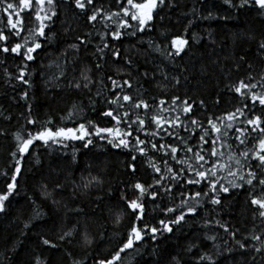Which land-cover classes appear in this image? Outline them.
Masks as SVG:
<instances>
[{
	"label": "trees",
	"instance_id": "16d2710c",
	"mask_svg": "<svg viewBox=\"0 0 264 264\" xmlns=\"http://www.w3.org/2000/svg\"><path fill=\"white\" fill-rule=\"evenodd\" d=\"M7 2L17 5L20 17L13 13V22L22 19L23 31L20 36L15 35L20 26L12 29L7 24L8 14L3 11L6 5L0 3V30L7 37L0 41V194L7 191L17 162L21 172L15 189L4 202V210L0 211V264H37V261L39 264H97L99 260L107 261L126 242L133 224L147 234L141 241H135L131 249L122 252L120 260L113 264H264V217L260 215L262 209L251 204L253 196L264 199L259 185L254 190L245 185L220 193V205L209 202L211 193L209 197L201 196L196 216H186L179 225H171L172 232L161 230L152 239L151 227L160 228V220L168 222L180 214L167 213L165 209L178 207L181 193L189 196L201 189L207 191L203 184L191 186L171 181L164 160H168L173 171H178L182 165L165 157L163 151L148 149L147 155H141L130 148H114L107 140L95 136L91 137L93 143L87 148L83 141H50L48 145L36 141L29 152L21 156L15 138L17 132L26 138L28 132L35 133L49 120L52 124L47 126L53 130L76 127L87 120L100 127H113L115 121L101 118V113L115 109L107 103L114 96L113 85L108 79L111 76L118 82L130 81L132 87L125 88V94L131 95L134 101L143 100L152 105L147 117L162 114L172 119L179 116L183 127H165L188 140L189 146L196 151L195 146L202 144L199 137L203 130L211 131L209 119L222 126L221 119L228 113L244 108L245 104L251 109L250 94L245 98L234 91L239 81L256 85L251 92L264 95V49L259 47L264 42V9L252 0L243 7L242 0H165L154 11V18L145 31H136V22L129 20L133 28L121 29L122 38L113 41L110 33L117 30V22L104 17L120 10L117 0H93L84 11L76 8L75 0H54L52 6L45 2V12L41 13L56 12L51 20L45 21L46 38L28 39V46L34 42L41 44V48L32 53L34 59L29 61L23 55L2 49L23 44L24 37L30 36L29 29L38 28L35 11L39 9L35 0L31 12L21 11L19 0ZM97 10V19L89 21L88 17ZM133 31L136 35L129 34ZM177 35L188 39L189 43L179 56L169 57L165 53L172 50L170 41ZM105 41L120 49V59L114 58L110 49H104L103 58H100L97 47H102ZM70 45H79V48ZM23 51L26 48H22ZM125 57L132 61L131 65L125 62ZM97 63L100 68L96 67ZM87 68L92 69L90 73L85 72L91 76L92 83L84 88L81 72ZM21 72L23 80L19 79ZM77 82L82 85L79 89L74 87ZM174 97L179 100L172 105ZM160 100L166 103L161 106ZM184 100L192 105L187 115L182 112ZM90 101L94 102L95 111ZM256 103L255 109H245L246 116L259 115L264 120V106ZM73 104L82 106L83 112L69 120L67 115ZM161 108H175V111L161 112ZM137 114L145 118L147 130L155 131L143 108L133 110L132 119ZM193 119L198 125L191 124ZM29 120L36 124H28ZM233 124L227 139L231 153L240 158L239 154L245 150L255 151L258 140L264 136L259 131L251 132L253 126L245 123L244 116H238ZM236 128L247 129L245 144L235 139ZM139 135L140 139L153 140L158 146L179 144L164 132L154 138L144 133ZM215 135L211 133V137ZM211 137H206L209 145H204L205 148H209ZM223 150L227 156L229 150ZM191 156L192 153L184 151L177 153L178 159ZM153 164L161 168V173L154 171ZM257 164L258 161L250 158L242 169L245 176L249 165L261 175L264 170L256 167ZM161 175L165 179L157 185ZM220 175L226 176V173ZM228 179L231 178L222 181L224 186H228ZM136 183L145 188L152 185L158 193L155 201L151 198L152 189L143 198L145 216L142 222L126 215L122 199L126 197L130 201L138 197L139 190L134 189ZM169 186L172 192L165 193L164 189ZM193 202L189 197V203ZM118 217H121L119 222ZM217 220L229 231L220 227ZM61 236L64 239H60ZM45 239L56 247L45 245L42 242ZM204 255L211 260H201Z\"/></svg>",
	"mask_w": 264,
	"mask_h": 264
},
{
	"label": "snow or ice",
	"instance_id": "6c2138e0",
	"mask_svg": "<svg viewBox=\"0 0 264 264\" xmlns=\"http://www.w3.org/2000/svg\"><path fill=\"white\" fill-rule=\"evenodd\" d=\"M45 2L49 6L54 4V0H35V5L39 9L35 11V20L39 21V26L35 31L29 29L30 36L24 37V43H17L11 49L8 47H4L2 50L4 52L11 51L12 53L23 55L27 60L31 61L34 59L32 53H34L37 49L41 48V44L39 42H34L32 46H28V39L32 38L35 41L37 36L45 37L46 33L45 29L47 24L45 21L51 20L53 16L56 15L55 11H52L51 15H42L41 13L45 12L44 5ZM165 0H126V3H122V0H117V3L121 4L119 11H113L111 13L105 14V19L107 20H116L117 22V30L110 33V37L113 41H119L124 33L121 29L133 28V25L129 22L135 21L136 31L143 32L146 30V26L149 25V22L153 20L154 11L161 5H163ZM249 0H242L241 6H245ZM0 3L5 4L6 6L3 8V11L8 14L7 24L11 26L12 29H17L18 25L20 26V30L15 32L16 36H20V32L23 31V20L18 19L16 23L13 22V13H15L16 17H20V11H16L17 5L14 3L7 2V0H0ZM252 3L258 5L261 9H264V0H252ZM93 0H75L76 8L81 11L86 10L87 6L92 5ZM19 6L21 11L28 10L29 12L33 11V0H19ZM98 16V10L93 11L92 15L88 17L89 21H95ZM123 17H127L128 19H124ZM191 24V21L189 22ZM136 31L129 33L130 35H136ZM187 32V29H185ZM108 35V34H106ZM79 39V38H78ZM103 39V37H102ZM7 40V37L3 34V31L0 30V41ZM81 43H85V41L81 40ZM189 41L186 38H182L177 35L170 41L171 51H167L165 54L169 57L179 56L188 45ZM71 48L78 49L79 45H70ZM261 49H264V42H261ZM22 48H26V51L22 52ZM104 49H110L111 55L117 60L121 58L120 49L116 47H112L108 42H104L103 46L97 47V53L100 58H103ZM125 62L128 65H131L132 61L130 59L124 58ZM243 59V58H241ZM97 68H100L101 65L99 63L96 64ZM92 71L91 68H87L81 72V79L84 81L83 87L88 88L89 84L92 83V79L90 75H86L85 72L90 73ZM61 75H64V72L61 71ZM117 76L120 75V72L116 73ZM147 76V73H144ZM24 73L21 72L19 79L23 80ZM113 85L114 96L112 99L107 100L109 105H114L115 109L109 108L107 111L101 113V118H110L115 121V125L113 127H100L96 122L92 120H87L86 123H78L76 127H57L53 130V127H49L47 125L52 124V121L49 120L47 125H40L39 130L35 133L28 132L27 137L25 138L22 133L17 132L15 135L16 140L19 142L17 145V150L21 154V156L25 153L29 152L30 146L34 144L36 141H42L45 145H48L49 142L53 143H63L64 141H83L84 147L87 148L89 145L93 143L92 136L98 137L101 140H107L109 144H111L114 148H130L133 152H139L141 155H147L148 149L159 152L163 151L165 157H170L172 160H175L178 165H182L178 171H173V169L168 165V160H164L165 170L170 173V179L173 183L187 184L191 186H198L203 184L204 187L207 188V191L201 189L200 191H196L194 193H190L189 196H185L184 193H181V204L178 207H168L165 209L167 213L175 214L179 212V215H175V219L165 222L164 220H160V228L151 227L149 231L151 232L152 239L156 238V234L161 230L172 232L173 229L171 225H179L181 222L185 221L186 216H196L198 214V208L201 204V200L199 199L201 196L209 197V202L212 205H220L221 200L219 199L220 193L229 192L230 188H243L245 185L251 186L254 190L257 185L260 186L262 192H264V171H262L261 175H257L256 171L252 169V167L248 166L247 175L243 173L242 169L244 168L245 163L251 158L258 161L256 167L264 170V138H260L258 140V146L255 151L251 149L245 150L239 154L238 158L235 154L231 153V145L227 144V139H229L228 133L233 129L234 124L233 121L238 119V116L245 117V123L247 125L253 126L251 128V132L259 131L262 136H264V127H261L264 124V120H262L261 116L257 115L254 118H247L245 109H248V105L245 104L244 108H237L235 112L228 113L225 118L221 119V125L217 126L216 123H213L211 119H209L208 124L211 126V131L205 129L203 130V134L200 135L199 140L202 144H197L196 151H194L193 146H189L188 140L184 137H180L176 135L173 131H170L169 128H166L165 125H170L171 129H177L179 127H183V122L180 120L179 116H175L172 119H168L164 117L162 114L153 115L151 117H147V110L152 107L147 102L143 100L134 101V98L131 95L125 94V88H131L132 84L128 80H123L122 82H118L113 79L111 76L108 77ZM251 79V77H249ZM24 83H28V81L24 80ZM179 83V80H177ZM81 83H75L74 87L77 89L81 88ZM256 85L245 83L243 80L239 81L238 86H234V91L239 93L241 96L245 98H249L252 102L251 109L249 111L255 109L257 107V101L260 106H264V95H257L251 92V89ZM119 89V92H116L115 89ZM247 90V91H245ZM100 93H97L99 95ZM24 97H27V93L24 94ZM179 100V97H174L171 101L172 105H175ZM126 102V103H122ZM92 110L95 111L94 102ZM160 105L163 106L166 102L164 100H160ZM184 107L182 109L183 114L187 115L192 110V105L188 103L187 100L182 101ZM203 102L201 101V104ZM127 105V106H126ZM143 108L145 110V116L148 121L155 126V131H149L145 128L146 120L145 118H141L138 114L135 119H132L133 110H139ZM121 109H125L121 111ZM167 111H175V108L165 109L161 108V112ZM83 112V108L80 105L73 104L72 109L68 112L67 119L72 120L75 116L81 114ZM63 119V118H62ZM220 119V118H218ZM227 121V123L224 122ZM28 124H36V121L29 120ZM192 125H198V121L191 120ZM121 125H124V128H121ZM136 127H133V126ZM91 129V130H90ZM188 129L185 128V131ZM235 139L239 141V144H245L246 139L248 138L246 135V128H236ZM161 132H164L170 138H175V140L179 141L178 145L173 144H160L157 145L153 140H142L140 139L139 133H144L146 136L150 138H154L159 136ZM211 133H215L214 137H211ZM106 134V135H105ZM211 137V142L209 148H205L204 145H209V138ZM242 137H244L242 139ZM131 138V139H129ZM227 148L229 150L227 156L223 149ZM180 151H184L185 153H192L191 157L186 158H177V153ZM250 151L252 152L251 157L249 156ZM16 153H13L15 156ZM242 158V159H241ZM133 160L136 159L135 156L132 157ZM194 161V162H193ZM154 171L156 173H161V168L157 167L153 164ZM135 171V168L132 169ZM21 168L19 166V162L15 166V172L11 176V183L7 184V191L5 193L0 194V211L4 210V202L9 199V195L12 194L13 190L16 187L17 176L20 174ZM187 173H192L191 176H187ZM221 173H226V176L220 175ZM6 175V173H5ZM228 179V186H224L222 181L226 178ZM96 179V178H93ZM165 177L161 175L160 180L156 181V184L159 185L161 180H164ZM255 181V184H254ZM91 183V181L89 182ZM88 185H85L87 187ZM134 189L139 190V195L136 199L127 200L126 197H122L125 200V209L126 215L129 217H134L135 221L142 222L145 216V206L142 202L145 195L151 191V198L153 201L157 198V191L153 188L152 185H149L148 188H145L144 185L140 183H136L134 185ZM172 186H169L164 189L165 193L172 192ZM189 197L193 200V203H189ZM252 205H258L262 211H260V215L264 217V199L256 198L253 196L251 199ZM121 217L117 218V222ZM216 223L224 228L227 232L229 231L228 227L225 224H221L219 220ZM144 228H148V225H144ZM147 234L144 232L143 228L133 224L130 228V232L126 242L123 243L122 247L112 256L111 259L99 260L97 264H113L114 261H118L121 258V253L126 249H131L134 246L135 241H141L144 235ZM65 235H71V233H66ZM231 235H235V233H231ZM258 239V237H254ZM60 239H64V236H61ZM210 239H214V237H210ZM45 245H50L55 248V244H51V242L47 239L42 241ZM90 243V241H89ZM241 247H244L243 243L237 241ZM201 260H211L210 256L204 255L200 257ZM39 264V261H37Z\"/></svg>",
	"mask_w": 264,
	"mask_h": 264
}]
</instances>
